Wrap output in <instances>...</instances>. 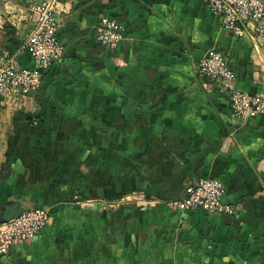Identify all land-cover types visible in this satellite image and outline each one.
I'll return each instance as SVG.
<instances>
[{
	"label": "crops",
	"instance_id": "crops-1",
	"mask_svg": "<svg viewBox=\"0 0 264 264\" xmlns=\"http://www.w3.org/2000/svg\"><path fill=\"white\" fill-rule=\"evenodd\" d=\"M32 1L0 0V23L9 28L12 42L16 38L13 46L20 47L16 55L24 65H31L24 44L37 20L29 8ZM53 3L66 55L46 72L43 88L29 96L24 108L0 109V156L4 159L0 162V202H19L23 211L42 208L53 214L70 193L63 181L74 180L81 206L95 203L96 213L102 219L109 214V226L116 227L122 225L115 218L117 196L128 198L138 190L145 199L173 195L181 199L192 180L216 178L225 184V200L235 205L236 214L203 216L219 223L216 233L227 232V226L231 230L251 227V242L260 244L251 258L264 264V114L247 121L236 119L225 95L197 73L205 53L217 49L227 55L240 89L262 92L264 51L226 32L206 0ZM105 16L125 27V39L115 50L103 47L96 38V25ZM30 117H39L40 126L33 122L35 127L30 129L43 135L35 142H46L49 152L44 159L31 152L26 163L16 160V152L20 154L23 126L30 133L23 122ZM69 132L79 136L74 146L76 170L57 154L69 155V141H59ZM10 144L14 156L8 162L4 148ZM89 146L94 147L92 151ZM134 147L140 148L139 160L134 158ZM9 169L12 174L8 176ZM23 174L34 175L28 190H20ZM125 207L126 225L130 211ZM167 210L178 214L170 206ZM179 214L185 218L202 215ZM53 222L54 215L41 237L5 259L16 264V258L26 255L32 264H50L39 256L44 255L51 264H154L149 254L127 248L133 245L132 238L63 239L51 236L56 232ZM176 259L170 264H179L180 258Z\"/></svg>",
	"mask_w": 264,
	"mask_h": 264
},
{
	"label": "built area",
	"instance_id": "built-area-1",
	"mask_svg": "<svg viewBox=\"0 0 264 264\" xmlns=\"http://www.w3.org/2000/svg\"><path fill=\"white\" fill-rule=\"evenodd\" d=\"M206 3L212 16L234 39H248L254 48L264 51V0H206ZM31 10L40 15L24 44L31 65L19 63L17 55L0 57V109L24 108L29 96L43 88L45 73L66 55L59 39L60 23L53 1L39 0ZM96 38L104 47L115 50L125 39V27L114 17H102L96 25ZM197 73L225 95L236 119L247 121L264 114V91L250 93L240 89L237 74L224 52L208 50L197 64ZM225 197L226 187L221 180L196 178L185 187L183 197L171 203V208L212 218L233 217L236 207ZM51 220L48 210L35 208L0 222V258L39 238Z\"/></svg>",
	"mask_w": 264,
	"mask_h": 264
},
{
	"label": "rangeland",
	"instance_id": "rangeland-1",
	"mask_svg": "<svg viewBox=\"0 0 264 264\" xmlns=\"http://www.w3.org/2000/svg\"><path fill=\"white\" fill-rule=\"evenodd\" d=\"M33 1L29 4L30 10L34 4L37 5L39 3V0H35V3L32 4ZM45 1L52 2L53 0ZM31 12L33 11L31 10ZM33 14L36 15L37 22L40 15L37 12H33ZM0 27H2V33H0V57L1 59H8L18 54L19 52H17V50L20 47L16 48V46H13L15 45L14 42L16 38L14 42L11 41V36L8 34L10 30L6 27V24L0 23ZM6 33L7 35H5ZM19 45L21 46L22 44L20 43ZM38 119L39 117H30L29 119L25 118L23 122L30 129L37 126H34L32 121H38ZM23 129H21L23 137L21 148L18 149L20 150V154L19 151L16 152V160L21 159V161H26V163H28L27 157L31 152H33L32 155H41L43 156L42 159H44V156L49 152L47 148H45L47 143L45 142V144L43 141L35 142L37 137L41 138L40 135H43L31 129L30 133H27V130ZM1 134L8 136L9 133L7 131H2ZM30 137L32 141L30 140L31 144L29 145ZM78 137L76 132L65 133V137H59V141L64 139L69 141L68 148H66L69 155L63 154L61 156L59 153L57 154L59 157L67 158V160H69V167L73 170L77 168V152L74 146H78V143L75 142ZM88 148L92 151L94 147L89 146ZM1 150H3V147ZM4 150L6 152L5 158L8 162H11L14 156L12 145L10 144V146H7ZM133 150L134 158L139 160L140 148L134 147ZM117 155L120 158V155ZM46 159H48V157ZM1 161H4V159L0 156V162ZM118 161H121V159H118ZM120 165L123 168V163ZM7 171L9 172L8 176L12 174L11 169ZM7 171H3L2 175L6 176L5 172ZM17 172L16 177L18 176ZM43 176H47V174ZM33 179L34 175L31 177L29 174H23L22 182L24 183L21 184L23 189L20 190H28ZM63 182L67 184L62 186H67L70 193L62 198L63 203L51 214L52 216L54 215L52 227L56 229V232L52 233L51 236L75 241L79 239V236L85 237L91 235L104 236L105 238L110 235L112 238H114V236L123 239L132 238L134 243L133 245L127 244V248H131L134 252L140 251L143 254H149L150 257H152L150 261L154 264H170L173 259L175 260L178 257L180 258L179 264H256L251 258V254L253 249L259 247L260 244L251 242V239L254 238L251 227L244 228L242 226H235V228L231 230V228L227 226V232L216 233L214 228L220 226L219 223L215 221L211 222L203 215L194 214L185 218L183 214H173L171 211L167 210V206L171 208V203L178 199L176 197L179 195H173L174 197L151 196L145 199V195H139V193H137L139 191L134 190L128 198H126L127 196H117L115 205H118L116 208H119V210L115 214V218L122 221V225L113 227L112 223L111 226L108 224L109 214L105 213L107 219H102L100 214L96 213L95 209L97 206L95 203H91L90 206L86 205L84 208L81 206L82 203L80 201L82 198L74 193V180ZM135 185L136 187L139 186L136 182ZM181 188H184L183 184ZM133 189H135V187ZM125 203H127V205H125ZM125 206H127V209L130 211L128 213L129 221L127 220L126 225L124 224ZM100 224L102 227H99ZM90 227L95 228V230L88 231L87 228ZM49 232H47L46 235L49 234ZM135 241L139 242L135 243ZM25 247L26 246H23L20 249H24ZM246 253H250V255L247 257L245 256ZM193 255L195 257H193ZM39 256L41 258L45 257L50 264L53 262L44 255ZM29 258L30 257L26 255L16 258V264H32ZM149 263L150 262H146V264ZM0 264H12V262L9 260L7 261L5 258H0Z\"/></svg>",
	"mask_w": 264,
	"mask_h": 264
},
{
	"label": "trees",
	"instance_id": "trees-1",
	"mask_svg": "<svg viewBox=\"0 0 264 264\" xmlns=\"http://www.w3.org/2000/svg\"><path fill=\"white\" fill-rule=\"evenodd\" d=\"M60 38V37H59ZM103 46V45H102ZM104 47V46H103ZM107 48V47H105ZM220 51V50H219ZM229 61V60H228ZM46 75V73H45ZM238 77V76H237ZM250 93H254V91H249ZM260 115H256L255 117H252L251 119L249 120H252V119H255L256 117H258ZM37 121V120H35ZM34 121H32L33 123ZM38 125L40 123V120L38 119ZM41 124V123H40ZM23 212L22 210V207L20 205L19 202H5V203H1L0 202V222H3V221H7V220H10V219H13L15 217H17L18 215H20L21 213ZM179 214V212H178ZM204 215V214H202ZM207 217V216H206ZM48 228V227H47ZM45 232V231H44ZM44 234V233H43ZM42 234V235H43ZM41 235V236H42ZM40 236V237H41ZM7 257V256H6ZM1 258H5V257H1Z\"/></svg>",
	"mask_w": 264,
	"mask_h": 264
}]
</instances>
